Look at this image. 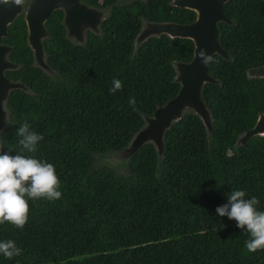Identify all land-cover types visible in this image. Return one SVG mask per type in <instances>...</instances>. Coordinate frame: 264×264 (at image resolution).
Masks as SVG:
<instances>
[{
  "label": "trees",
  "instance_id": "1",
  "mask_svg": "<svg viewBox=\"0 0 264 264\" xmlns=\"http://www.w3.org/2000/svg\"><path fill=\"white\" fill-rule=\"evenodd\" d=\"M109 1L82 42L64 35L51 10L43 66L33 61L20 14L0 36L15 63L7 77L22 85L2 102L0 154L20 150L16 130L27 120L44 139L36 153L22 154L53 164L62 193L28 200L23 229L0 225V241L23 250L10 260L0 254V264H264V250L249 253V234L215 211L238 189L264 211V135L241 139L264 109V77L247 73L264 62V0H235L232 22L219 27L226 57L211 54L206 71L214 80L199 90L209 128L185 108L163 129L159 150L145 140L120 166L106 157L127 147L144 117L174 95V63L192 51L189 38L164 33L134 42L140 21L187 22L194 12L169 0ZM113 78L123 87L110 94Z\"/></svg>",
  "mask_w": 264,
  "mask_h": 264
},
{
  "label": "water",
  "instance_id": "2",
  "mask_svg": "<svg viewBox=\"0 0 264 264\" xmlns=\"http://www.w3.org/2000/svg\"><path fill=\"white\" fill-rule=\"evenodd\" d=\"M223 1L172 0L173 5L193 10L194 17L187 22H148L140 28L136 38L142 39L147 35L159 33L168 36L187 37L192 42V51L187 61L174 63V77L178 81L174 95L154 107L150 115L144 117L143 125L131 136L127 147L119 150L121 154L129 153L145 140L151 141L159 150L163 129L169 126L172 120L177 119L185 108L192 110L205 127L209 128V114L200 97L199 90L204 81H213L214 78L207 73L206 66L201 63L197 53L200 49H204L208 55L216 52L225 56V51L216 39V21L218 19L226 20L221 9ZM58 6L63 7V23L68 34H78L79 29L84 24L94 29L99 19L98 12L93 8L90 9V12L89 8L79 10L76 0H28L23 12L25 42L31 50L34 63L37 65L43 64L41 38L47 34L43 21L49 12ZM18 10L19 7L0 6V36L5 34L7 23L12 20ZM8 48L7 44L0 42V128L4 117L2 100L5 98L8 89L21 85L19 82L8 80L3 75V68L15 66L14 62L4 56ZM248 73L252 76H264V64L249 68ZM251 134L264 135V109L256 114L252 125L243 131L241 139L244 140Z\"/></svg>",
  "mask_w": 264,
  "mask_h": 264
},
{
  "label": "clouds",
  "instance_id": "3",
  "mask_svg": "<svg viewBox=\"0 0 264 264\" xmlns=\"http://www.w3.org/2000/svg\"><path fill=\"white\" fill-rule=\"evenodd\" d=\"M25 3L26 0H0V6L6 7H23ZM197 57L205 66L215 62L204 49L198 51ZM122 87V81L113 78L109 93L114 94ZM128 103L133 111H137L135 97H130ZM16 135L20 150L15 155L0 154V225L7 222L23 229L29 216L28 200L55 201L62 193L58 190L61 182L53 164L22 154L36 153L44 137L32 130L27 120L17 128ZM246 195L244 190L231 191L227 194V203L215 211L220 217L234 220L237 228L249 234L245 247L249 253H255L264 250V211L257 209L259 200L256 196L246 199ZM22 251L11 239L0 241V254L6 259L18 257Z\"/></svg>",
  "mask_w": 264,
  "mask_h": 264
},
{
  "label": "flooded vegetation",
  "instance_id": "4",
  "mask_svg": "<svg viewBox=\"0 0 264 264\" xmlns=\"http://www.w3.org/2000/svg\"><path fill=\"white\" fill-rule=\"evenodd\" d=\"M77 1V6H78V9L79 10H86V8H89V12H90V9H95L97 12H98V17H99V19H98V21H97V23H96V25H95V28L94 29H92L90 26H88V25H82L81 26V28L79 29V33L78 34H68L67 32H66V27H65V24L63 23V14H64V11H63V7H61V6H58V7H55V8H53L52 10H57V11H59V13H60V19H59V21H60V23H61V25H62V27H63V30H64V35H66L67 37H68V39L69 40H71L72 42H82L83 41V39H84V37H85V35L88 33V31H97V29H98V24L100 23V21H101V19H103V18H105L106 17V15L108 14V12H109V8H110V4H111V2L109 1V0H94V2H92V0H76ZM117 3H120V4H123V3H126V2H129V1H131V0H115ZM172 0H169V2L170 3H172L171 2ZM234 1L235 0H224L223 2H222V4H221V9H222V12H223V14H224V16L226 17V20L225 19H218L217 21H216V30H217V33H216V39H217V42H218V44L220 45V43H219V41H218V34H219V27H220V25L222 24V23H226V24H230L231 22H232V18L230 17V15H229V13H232V11H233V8H234ZM27 2H28V0H26V3L24 4V6L23 7H19V10H18V12L16 13V14H20L22 17H23V12H24V9H25V7H26V4H27ZM86 13V12H85ZM15 14V15H16ZM14 15V16H15ZM87 19V18H86ZM156 21H171V20H147V19H141V21H140V24H139V28H138V30H137V32H136V34H135V36H134V38H133V41L134 42H136L137 40V33L139 32V30H140V28L143 26V25H145L146 23H148V22H156ZM8 24V23H7ZM80 24H82V21H80ZM139 41V40H138ZM221 46V45H220ZM222 48V47H221ZM223 49V48H222ZM224 50V49H223ZM225 51V50H224ZM216 53V52H215ZM217 54H219V53H217ZM219 55H221V54H219ZM5 58L6 59H8V60H10L9 58H7V56H6V52H5ZM221 56H223V55H221ZM223 57H226V52H225V56H223ZM11 61V60H10ZM264 64V62L263 63H260V64H257V65H263ZM44 64H42V66H43ZM257 65H253V66H250V67H248V69H247V73H248V70H249V68H251V67H254V66H257ZM7 69H9V68H3V70H2V72H3V75L8 79V80H11V81H13L12 79H10L9 77H7V74H6V72H7ZM249 74V73H248ZM264 77V76H263ZM16 82H18V81H16ZM20 83V82H19ZM21 84V83H20ZM20 86H22V85H20ZM17 87V86H16ZM9 90V89H8ZM8 92V91H7ZM4 100V99H3ZM3 100H2V102H3Z\"/></svg>",
  "mask_w": 264,
  "mask_h": 264
},
{
  "label": "rangeland",
  "instance_id": "5",
  "mask_svg": "<svg viewBox=\"0 0 264 264\" xmlns=\"http://www.w3.org/2000/svg\"><path fill=\"white\" fill-rule=\"evenodd\" d=\"M141 38H137L136 40H140ZM123 154H121L120 152L116 153V154H112V155H109L106 157V161L114 164V165H117V166H120L123 162Z\"/></svg>",
  "mask_w": 264,
  "mask_h": 264
}]
</instances>
